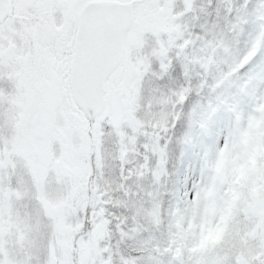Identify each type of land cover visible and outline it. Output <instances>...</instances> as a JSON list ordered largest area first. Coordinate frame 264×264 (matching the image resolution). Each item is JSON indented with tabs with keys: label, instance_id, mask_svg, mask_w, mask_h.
Here are the masks:
<instances>
[{
	"label": "snow or ice",
	"instance_id": "1",
	"mask_svg": "<svg viewBox=\"0 0 264 264\" xmlns=\"http://www.w3.org/2000/svg\"><path fill=\"white\" fill-rule=\"evenodd\" d=\"M261 17L264 0H0V264H53V218L37 196H66L85 176L61 213L80 230L55 264H168L149 234L131 231L148 196L137 174L158 173L165 156L172 173L179 158L192 187L204 147L224 142L228 109L264 93V43L240 65ZM105 178L113 191L99 195ZM22 185L31 195L20 215L39 229L34 247L7 243L2 232L7 193ZM81 197L90 201L83 210ZM101 222L109 235L96 231ZM83 241L98 255L84 258ZM251 264H264V254Z\"/></svg>",
	"mask_w": 264,
	"mask_h": 264
},
{
	"label": "rangeland",
	"instance_id": "2",
	"mask_svg": "<svg viewBox=\"0 0 264 264\" xmlns=\"http://www.w3.org/2000/svg\"><path fill=\"white\" fill-rule=\"evenodd\" d=\"M263 36L264 24H261L240 65L256 54L264 43ZM11 47H15V44L11 43ZM261 58H264V54ZM172 76L180 79L179 63L174 65ZM129 88L134 101L135 93L139 90V79L130 83ZM228 111L231 117L226 125L224 142L219 146L213 143L204 147L191 188L186 186L191 178L187 170L182 175L178 174V180H173L172 189V173L169 185H165L167 180L163 176V164L168 163L167 156L163 161L157 157V164L160 165L158 173L145 166L144 171L137 174L147 184L148 196L146 205L140 206L135 213V228L131 231L149 234V239L156 242L153 250L158 255H170L168 264H172V261L176 264H233V261L234 264H251L253 259L264 254V93L260 96L253 93L246 105L234 104ZM182 128L183 121L178 125V132ZM95 151L99 169L103 167V162L98 139ZM160 151L163 152V149ZM171 165H175L173 160ZM80 166L87 168L83 160ZM149 173L155 176L154 181ZM86 184L87 176L84 177L83 185H76L66 196H50L46 193V199L42 192L37 196L42 208L43 200H47L48 210L43 209L46 215L53 218V232L48 243L50 260H57V250L65 258L69 255L72 235L80 230L81 224L65 223L61 213L65 208L72 207V199ZM25 191H29V188H25ZM95 191L96 188H93ZM111 191L113 189L105 178L104 192L99 195ZM22 193L20 190L17 213L21 236L19 241L24 246L34 247L39 229L35 224L26 223L20 215L27 203L24 197V201L21 200ZM26 194L23 196H28ZM166 196L170 198L168 207L163 206ZM81 199L83 210L84 204L90 201L84 197ZM104 211L103 208L98 209L96 214L102 215ZM104 223L96 226L101 237L109 235L103 229ZM118 231L123 232V229ZM124 236L127 237L128 233H124ZM128 238L131 240V237ZM121 242H124L123 238ZM81 247L86 259L94 252L98 255L94 241H83ZM254 249L260 251L253 255Z\"/></svg>",
	"mask_w": 264,
	"mask_h": 264
},
{
	"label": "flooded vegetation",
	"instance_id": "3",
	"mask_svg": "<svg viewBox=\"0 0 264 264\" xmlns=\"http://www.w3.org/2000/svg\"><path fill=\"white\" fill-rule=\"evenodd\" d=\"M15 48V47H13ZM9 163H12L9 161ZM14 167V165H13ZM25 188H28L26 185H22L19 188H12L8 191L6 198L8 199L9 203L6 208V216L7 219L4 221L2 232L5 236L8 237V240L6 241L7 243H17L21 244L22 243L19 241V238L21 237L19 234L20 230V224L18 223V216L17 213L19 212L18 210V203H19V191L22 190V198L23 197L26 199V201L30 198V189L29 191H25ZM27 193L26 195L28 196H23V194ZM43 193V192H42ZM43 197L47 199L46 193H43ZM43 208L48 210V205H47V200H43Z\"/></svg>",
	"mask_w": 264,
	"mask_h": 264
},
{
	"label": "trees",
	"instance_id": "4",
	"mask_svg": "<svg viewBox=\"0 0 264 264\" xmlns=\"http://www.w3.org/2000/svg\"><path fill=\"white\" fill-rule=\"evenodd\" d=\"M263 40H264V38H263ZM178 78V77H177ZM178 81H179V78H178ZM174 160V159H173ZM174 162H175V160H174ZM176 164L178 165V166H180V160H179V158H177V162H176ZM163 174H164V176L165 177H167V175H168V171H166L165 169H163ZM167 180V179H166ZM166 185L168 186L169 185V181L167 180V182H166Z\"/></svg>",
	"mask_w": 264,
	"mask_h": 264
}]
</instances>
